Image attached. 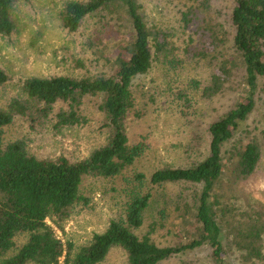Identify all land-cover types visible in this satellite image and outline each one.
Segmentation results:
<instances>
[{"label": "trees", "instance_id": "1", "mask_svg": "<svg viewBox=\"0 0 264 264\" xmlns=\"http://www.w3.org/2000/svg\"><path fill=\"white\" fill-rule=\"evenodd\" d=\"M21 1L0 0V35L10 37L16 31L14 10ZM231 1L230 13L214 0H179L175 7L182 38L189 37L187 60L211 59L214 65L202 96L213 100L228 83L234 100L207 126H198L207 151L201 158L149 173L137 167L147 145L133 142L129 122L141 113L135 82L169 49L160 40L164 33L143 0L64 2L59 16L65 29L77 32L89 17L102 14L101 26L115 29L119 49L113 56L101 42L97 47L99 31L89 43L100 48L94 61H104L103 71L27 78L22 95L0 108V264H60L62 257L65 264H102L114 248L125 251L126 264H163L203 247L215 264H227L226 239L245 264H264V204L246 198L233 202V208L223 190L226 183L234 188L254 177L263 156L260 141L242 135L247 131L241 128L264 99V0ZM212 5L215 9L209 12ZM215 50L218 54L211 56ZM9 80L0 67V88ZM88 97L98 99L107 129L105 142L88 155L40 157L26 139L7 140L6 128L17 116L29 119L35 131L45 127L51 134L87 124L83 106ZM89 176L121 180L123 210L105 231L94 232L75 249L73 242L59 238L49 220L64 229L78 205L88 203L82 185ZM178 225L182 228L177 233ZM164 230L182 241L163 242ZM22 234L28 239L18 246Z\"/></svg>", "mask_w": 264, "mask_h": 264}, {"label": "rangeland", "instance_id": "2", "mask_svg": "<svg viewBox=\"0 0 264 264\" xmlns=\"http://www.w3.org/2000/svg\"><path fill=\"white\" fill-rule=\"evenodd\" d=\"M66 0H22L14 10L16 31L10 37L0 35V67L10 77L8 83L0 88V108H6L9 102L22 94L23 82L34 76L73 75L84 76L103 71V60L97 51L100 44L108 46V51H118L117 32L112 26L102 27V14L89 17L77 32L65 29L60 19V10ZM216 7L230 13L231 0H214ZM147 13L155 18L156 26L162 29L168 50L164 49L162 58L145 76L135 82L138 101L137 118L129 122V132L133 142L145 141L146 153L137 162L138 169L152 172L166 165H182L189 159L201 158L205 152L204 139H200L199 125L207 126L214 118L230 107L234 99L232 92L219 93L213 100L202 96V89L208 71L213 69L211 59L189 58L185 56V46L189 37L182 38L180 15L176 5L179 0H143ZM215 6L212 5L209 12ZM109 19L108 15L105 17ZM116 23V22H115ZM115 25V24H114ZM199 26H194V28ZM124 30V29H123ZM97 44L91 47L89 39L99 32ZM189 31V30H188ZM89 43V44H88ZM230 51V49H228ZM96 54V55H95ZM112 54L113 56L115 55ZM218 54V50L210 55ZM166 55V56H164ZM210 56V58H211ZM200 63L197 69L196 64ZM91 70V73H88ZM223 90V88H222ZM264 96V91H263ZM258 109L251 114L241 128L244 136L258 139L262 147V160L257 174L234 188L225 184L224 192L233 208V202L241 204L246 198L264 204V99ZM98 99L88 97L83 106L88 123L74 128H67L63 133L51 134L45 127L35 131L29 119L17 116L14 124L6 128L7 140L24 138L30 149L40 157H57L65 154L80 158L88 155L94 148L106 140L107 129L103 116L97 108ZM197 117L199 120H197ZM40 128V127H39ZM197 146L192 147V140L197 136ZM137 169V170H138ZM121 180L87 177L82 185V193L88 203H81L69 219L64 222V229L49 220L59 238L71 241L75 249L87 244L94 232H103L112 219H118L123 210L124 197L121 195ZM173 190V189H172ZM235 194V195H230ZM235 198L237 200H235ZM179 223V222H178ZM181 225L176 227L177 233ZM160 232L163 242H181V236L173 238ZM28 239L27 234L16 239L18 246ZM264 241V239H263ZM227 264H245L240 259L232 240H225ZM264 244V242H263ZM64 257L60 264H65ZM126 253L122 248H114L102 264H126ZM163 264H215L208 256L206 248L186 251ZM251 264V263H248Z\"/></svg>", "mask_w": 264, "mask_h": 264}]
</instances>
